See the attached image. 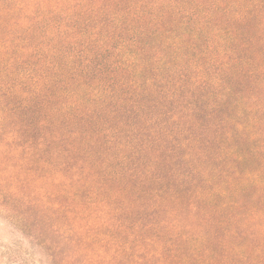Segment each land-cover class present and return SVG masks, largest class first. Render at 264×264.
Listing matches in <instances>:
<instances>
[{"label": "trees", "instance_id": "16d2710c", "mask_svg": "<svg viewBox=\"0 0 264 264\" xmlns=\"http://www.w3.org/2000/svg\"><path fill=\"white\" fill-rule=\"evenodd\" d=\"M0 264H264V0H0Z\"/></svg>", "mask_w": 264, "mask_h": 264}, {"label": "rangeland", "instance_id": "374dc122", "mask_svg": "<svg viewBox=\"0 0 264 264\" xmlns=\"http://www.w3.org/2000/svg\"><path fill=\"white\" fill-rule=\"evenodd\" d=\"M10 240H11V236L9 235L8 230L4 228V225L1 224V220H0V254L2 250H5V247L8 245Z\"/></svg>", "mask_w": 264, "mask_h": 264}]
</instances>
